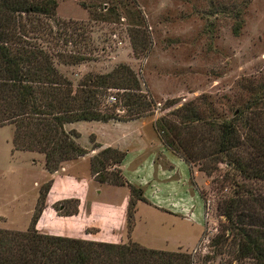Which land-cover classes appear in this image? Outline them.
I'll return each mask as SVG.
<instances>
[{"label": "rangeland", "instance_id": "1", "mask_svg": "<svg viewBox=\"0 0 264 264\" xmlns=\"http://www.w3.org/2000/svg\"><path fill=\"white\" fill-rule=\"evenodd\" d=\"M54 11L57 21L49 20L48 46L56 42V50H77L88 57L75 64L57 63V69L74 85L85 73L126 65L138 82L135 94L151 104L142 116L153 120L164 115L177 121L176 115L185 114L190 106L227 117L251 88L264 84V0H56ZM236 21L240 25L233 32ZM103 98L116 102V112H123L119 90L109 89ZM13 126L0 125V229L25 230L38 189L48 182L33 224L37 232L114 243L132 240L145 247L187 251L192 264H253L249 259H233L229 244L223 253L214 255L207 244L225 227L218 216V202L232 185L222 162L211 175L197 164L189 173L182 160L172 165L168 177L159 175L157 164L163 169L169 164L159 154L157 132L151 125L139 130L136 124L120 135L124 156L118 168L125 184L111 185L98 182L90 172L91 153L46 171L42 154L13 151ZM73 126L81 146L88 143L86 130L98 135L101 131L96 122ZM149 151L157 153L151 168L146 166ZM145 173L148 182L142 185L124 177L143 181ZM170 180L181 196L170 199L175 211L144 197L132 206L127 204L133 196L126 182L142 188L141 194L146 195L153 183Z\"/></svg>", "mask_w": 264, "mask_h": 264}, {"label": "trees", "instance_id": "2", "mask_svg": "<svg viewBox=\"0 0 264 264\" xmlns=\"http://www.w3.org/2000/svg\"><path fill=\"white\" fill-rule=\"evenodd\" d=\"M55 6L56 0H0V125L12 123V148L42 153L48 172L87 152L75 140L78 133L65 130L64 123L129 120L151 109L149 100L135 94L138 82L124 64L103 73H85L74 85L57 69V63L75 64L88 57L77 50H56V42L48 46L49 20L53 24L57 21ZM239 25L236 21L232 31ZM109 89L120 92L121 114L116 112V102L104 101ZM187 109L185 114L176 115L177 121L157 116L153 128L163 146L187 165L189 173L193 164L206 175L220 162L229 169L232 188L218 202V216L225 227L207 244L213 255L223 253L229 244L233 259L264 264V84L251 88L227 117L213 115L210 109ZM123 155L114 147L99 148L89 159V170L98 182L123 185L118 168ZM126 185L133 196L128 198L129 206L136 199L144 200L139 187ZM48 187V182L39 187L25 230L0 229V264L193 263L187 251L150 248L132 240L114 243L37 232L33 224ZM126 217L130 220L128 210Z\"/></svg>", "mask_w": 264, "mask_h": 264}, {"label": "crops", "instance_id": "3", "mask_svg": "<svg viewBox=\"0 0 264 264\" xmlns=\"http://www.w3.org/2000/svg\"><path fill=\"white\" fill-rule=\"evenodd\" d=\"M152 120H153V118L152 117L148 118V116H140V117L129 119V120H117V119H108V120H105V121L93 120V119H90V120H76V121H71V122L64 123L63 127H64L65 130L74 129L78 133V135L75 138V140L80 145L79 140H78L80 135H79V132L77 131V129L73 126V124L76 123V122L77 123H81V122H85V123H87V122L100 123V125H101L100 126V130L101 131H100L99 135L98 134H93L91 131H88V130L85 131L86 133H90V134L88 135V143L82 145V147L86 148V150L87 151L89 150V151L87 153H85V154L80 156V157H82V156L88 155L90 153L92 155L93 153H95L97 151L96 148H98V147H96V148L94 147L93 148V146H92L93 142L98 143L99 144V148L110 146V147H114L116 149L121 150L122 146L120 145V137L124 133H126V132H124L125 130L129 129V127L132 128L133 125H136V124H137L139 130L142 129V128L147 127L148 125H151V127H152ZM90 136H93L94 139L91 140ZM157 138H158V136H157ZM158 140H159V138H158ZM159 145H161V148H162V152L159 153V154H161V158L163 160H165L167 162V164H169L171 166V168L165 167L163 169V168H161L160 164H157L158 165L157 166L158 174L162 175V176L164 175V177H168L169 173L171 172L172 165L178 164L181 159L177 155L176 156L173 155L172 151H170L168 148L163 146L161 144L160 140H159ZM13 151H16V149H14ZM26 151H31V150H26ZM34 152H37V151H34ZM38 153H40V152H38ZM40 154H42V153H40ZM148 154H149V157L146 160V166L148 168L149 167L151 168V166H153V164H154L153 163L154 155L157 154V153H154L153 151H149ZM42 160H43V154H42ZM122 160H123V157H122V159H121V161L119 163V167L122 164ZM61 163H64V161L61 162ZM63 168H64V166H63ZM138 169H140V168L137 167L135 169V171L138 170ZM56 172H53L51 175L55 174ZM147 172H148V170H147ZM165 172H166V174H163ZM145 176H146V180L139 181L138 180L139 177H137V176L128 177V176L124 175V177L128 181H131L132 183H136L137 182V184L139 183L140 185H142V183L146 184V182H148L147 181V179L149 177L148 173H145ZM141 190H142V188H141ZM179 193L180 192H179V190H177V188L174 185L173 181L170 180V181L165 182V183H158V182L153 183L150 187H148V192H146V195L142 194V196L145 199H147L148 201L154 203L156 206H158L160 208L168 209L170 211H175L176 207L172 204V201L170 199H172L174 196H180ZM163 203H165V204H163ZM168 205H170L171 207H169Z\"/></svg>", "mask_w": 264, "mask_h": 264}, {"label": "built area", "instance_id": "4", "mask_svg": "<svg viewBox=\"0 0 264 264\" xmlns=\"http://www.w3.org/2000/svg\"><path fill=\"white\" fill-rule=\"evenodd\" d=\"M109 99H113V96H108Z\"/></svg>", "mask_w": 264, "mask_h": 264}]
</instances>
